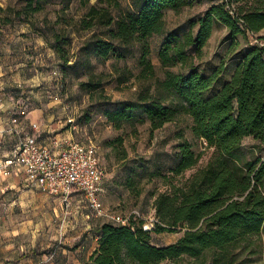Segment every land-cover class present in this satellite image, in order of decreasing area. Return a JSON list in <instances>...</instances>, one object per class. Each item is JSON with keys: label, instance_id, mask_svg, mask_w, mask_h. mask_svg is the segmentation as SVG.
<instances>
[{"label": "trees", "instance_id": "obj_1", "mask_svg": "<svg viewBox=\"0 0 264 264\" xmlns=\"http://www.w3.org/2000/svg\"><path fill=\"white\" fill-rule=\"evenodd\" d=\"M42 1L26 0L21 9L0 6V10L9 12L2 17V24H13L18 17L20 21L29 19L43 8ZM99 1L107 5H91L87 16L80 20L81 29H103L102 36L94 34L80 47V53L86 54L85 65L90 70L91 55L103 59L117 53L122 56L118 44L124 48L138 45L141 76L153 75L149 40L165 33V11L178 10L187 0H136L133 10L122 8L118 0ZM112 5L118 9L117 16L111 11ZM218 23L228 29L225 41L232 54L207 72L197 61L206 55ZM263 29L264 0H220L212 4L182 34H166L158 51L166 71L155 93L141 91L136 99L124 100L106 111L116 128L138 120L149 121L152 130L164 126L176 114L185 113L192 118L193 134L214 147L215 155L186 185L171 180L168 189L157 193L158 222L152 230H145L140 220L126 225L99 223L98 245L90 257L93 264H161L183 257L202 260L207 252H211V264H234L235 250L242 243L256 246L255 240L264 231V154L248 155L243 141L252 137L264 150V45L256 42H264ZM41 32L63 65H78L77 53L73 56L67 48L72 42L69 33L54 30L48 36ZM173 66L180 69L171 70ZM101 83L91 73L82 85L97 89ZM178 149L177 162L170 169L172 176L196 166L200 159L187 139ZM177 227H183L184 232L174 242H152V232Z\"/></svg>", "mask_w": 264, "mask_h": 264}, {"label": "rangeland", "instance_id": "obj_2", "mask_svg": "<svg viewBox=\"0 0 264 264\" xmlns=\"http://www.w3.org/2000/svg\"><path fill=\"white\" fill-rule=\"evenodd\" d=\"M25 1L0 0V6L21 9ZM118 1L122 8L133 10L136 0ZM219 1L187 0V4L180 9L169 8L165 11V33L155 34L149 40L151 50L148 57L155 67L154 74L150 76H141L143 72L139 64L138 45L124 48L118 44L122 56L117 53L103 59L91 55L90 70L83 62L86 54L80 53L81 45L94 34L102 36L103 29H81L80 20L87 16L91 5H107L103 1L43 0L40 11L25 21H20L18 17L13 24H2V17L9 12L0 10L1 58L8 65L14 66V71L15 66L19 65L22 69L19 75L25 79V83L14 85L11 89L15 107L11 119L17 117L26 125V132L31 131V113L40 109L43 113L40 138L49 142L57 139L95 144L103 171L99 189V199L103 206L120 214L138 209L145 217L158 219L155 210L157 193L168 189L172 181L186 185L192 175L214 157V147L193 134L192 118L185 113L176 114L173 120L152 130L149 121L138 120L116 128L106 116V111L117 108L124 100L136 99L141 91L150 90L155 93L158 80L164 78L166 71L158 56L166 34L170 31L182 34L190 27L191 21L198 19L212 4ZM110 8L117 16V7L112 5ZM54 30L69 33L72 37L67 48L71 55L77 53L80 59L76 67L63 65V60L41 32L51 36ZM226 34V27L216 24L215 34L206 46V55L197 61L202 70L211 72L222 58L230 59L232 52L229 43L225 41ZM169 68L175 71L180 69L179 66ZM90 72L102 81L97 89H88L82 85V82L89 79ZM24 136L25 133L20 132L16 139H23ZM185 139L200 154V159L196 166L172 176L170 169L177 162L178 146ZM15 142L12 138L10 144ZM243 145L248 155L264 154V150L256 145L252 137H246ZM17 177H12L17 182L15 188L7 187L8 181L0 182V217L3 218L0 227V256L14 254L12 248L6 249L7 246L33 244L40 249L67 236L74 238L75 232L82 228H87L85 233L89 231L94 236L99 223L107 221L96 215L81 192H74L65 200L41 188L24 185ZM6 209L9 212H4ZM183 232V227L173 231L152 232V242L166 245L177 240ZM255 245L251 248L242 243L235 250L234 264H264V231L261 238L255 240ZM252 249H255L254 252ZM18 253L22 255L23 252ZM161 264H211V252H207L202 260L183 257Z\"/></svg>", "mask_w": 264, "mask_h": 264}, {"label": "built area", "instance_id": "obj_3", "mask_svg": "<svg viewBox=\"0 0 264 264\" xmlns=\"http://www.w3.org/2000/svg\"><path fill=\"white\" fill-rule=\"evenodd\" d=\"M256 42L264 45L263 41ZM32 128L34 132L28 133L19 147L4 160L3 168L16 167L25 175L26 185L41 188L65 200L74 192H81L96 215L107 221L126 225L140 220L145 230L155 227L158 219L147 218L138 209L120 214L103 206L99 199L103 171L95 144L57 139L44 143L36 134L41 130L40 124L34 122Z\"/></svg>", "mask_w": 264, "mask_h": 264}, {"label": "crops", "instance_id": "obj_4", "mask_svg": "<svg viewBox=\"0 0 264 264\" xmlns=\"http://www.w3.org/2000/svg\"><path fill=\"white\" fill-rule=\"evenodd\" d=\"M214 34L215 29L212 37ZM261 34H264V29ZM2 52L3 49L0 44V182L3 180L8 181L7 187L15 188L17 182L12 177L18 176L19 181L22 180L23 184L26 185L25 175L16 167L3 168V162L19 147L27 134L34 132V130L26 132V125L23 121H20L17 117L11 119L12 111L15 110L11 89L14 85L19 86L20 83H25V79H22L19 75V72L22 71L19 65L15 66L14 71V66L3 61V58H1ZM230 68L232 71L234 64H231ZM14 72L17 73L14 74ZM30 117V124L38 122L42 125L43 113L40 109L33 111ZM20 132L25 133V136L23 139L18 140L16 135ZM40 132H36L39 140L48 143L49 141L40 138ZM12 138H14L16 144H10ZM4 212H9V209ZM2 223L3 218L0 217V227ZM86 229L82 228L80 231L75 232L74 238L73 236H67L53 245L49 243L40 249L33 244L29 246L18 245V247L7 246L6 249L12 248L14 254L9 255L6 253V255L0 256V264H93L90 257L98 245L99 235L96 232L94 236L90 235L89 231L85 233ZM2 250H5V248H2ZM18 251L23 252L22 255H17L19 254Z\"/></svg>", "mask_w": 264, "mask_h": 264}]
</instances>
